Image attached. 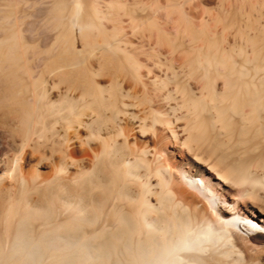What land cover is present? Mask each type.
Segmentation results:
<instances>
[{
  "label": "bare ground",
  "instance_id": "1",
  "mask_svg": "<svg viewBox=\"0 0 264 264\" xmlns=\"http://www.w3.org/2000/svg\"><path fill=\"white\" fill-rule=\"evenodd\" d=\"M196 1L0 0V264H264V0Z\"/></svg>",
  "mask_w": 264,
  "mask_h": 264
},
{
  "label": "rangeland",
  "instance_id": "2",
  "mask_svg": "<svg viewBox=\"0 0 264 264\" xmlns=\"http://www.w3.org/2000/svg\"><path fill=\"white\" fill-rule=\"evenodd\" d=\"M193 3H195V5H196L197 1L196 0H193ZM33 11H34V9H32V13H33ZM28 18H27L28 21L34 22L33 16H31L29 19ZM234 191L238 192L237 190H234Z\"/></svg>",
  "mask_w": 264,
  "mask_h": 264
}]
</instances>
